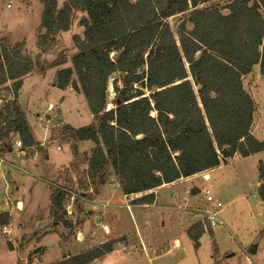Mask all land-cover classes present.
<instances>
[{
  "label": "trees",
  "instance_id": "1",
  "mask_svg": "<svg viewBox=\"0 0 264 264\" xmlns=\"http://www.w3.org/2000/svg\"><path fill=\"white\" fill-rule=\"evenodd\" d=\"M216 1L39 0L43 33L35 59L23 53V42L0 39V146L10 152L15 136L20 152L34 149L46 155L19 105V92L24 78L40 70L42 55L55 56L61 35L70 31L77 14L82 38L73 39L76 51L68 59L60 53L50 68L62 67L54 86L83 96L94 124L73 128L61 123L50 141L69 147L70 169L86 166L75 179L78 189L90 187L97 193L112 175L130 205L151 206L154 190L162 186L207 174L235 155L248 158L264 152V140L251 133L255 106L242 84L255 66L264 76V0L211 5ZM206 4L210 6L198 10ZM188 13L176 37L169 20ZM114 75H119L113 82L114 107L107 109ZM80 143L93 145L89 154L79 153ZM67 189L55 182L49 199L50 219L69 231L61 236L64 241L76 236L77 227L67 218L66 199L75 196ZM260 194L264 200V192ZM0 221L2 225L9 219L1 214ZM205 233H211L207 222L186 231L194 248ZM119 246L133 244L123 236L53 264H96Z\"/></svg>",
  "mask_w": 264,
  "mask_h": 264
},
{
  "label": "rangeland",
  "instance_id": "2",
  "mask_svg": "<svg viewBox=\"0 0 264 264\" xmlns=\"http://www.w3.org/2000/svg\"><path fill=\"white\" fill-rule=\"evenodd\" d=\"M229 2L231 0H218L211 5L224 7ZM209 6H200L198 10ZM42 9L39 0H0V39L6 38L10 44L23 42V53L35 59L39 53L38 35L43 33L39 30ZM189 15L169 20L176 37L179 24ZM80 18L81 15L74 16L70 31L60 37L55 56L42 55L40 70L23 81L19 92V105L26 112L34 139L46 147V155L28 149L24 155L20 154V161L16 160L15 155L19 156L20 152L12 154L18 141L15 136H12L10 154L0 146V215L5 214L9 219L0 224V264H53L120 236L127 237L133 247L119 246L116 253L96 264H264V200L260 194L264 192V181L260 180V168L264 172V152L248 158L236 155L221 170L211 174L210 180H204L203 176L191 180L194 186L201 188L199 192L209 190L222 205L218 214L222 224L211 228L210 234L205 233L197 248L185 233L196 224L185 211L197 209L201 204L198 193L194 196L196 200H191L192 188L188 190L189 204L182 205L183 192L189 184L156 189L152 206L130 208L132 200L123 198L112 175L97 193L90 187L77 188L76 178L82 177L86 166L79 163L77 170L70 169L73 158L69 147L59 141L51 142L50 135L61 123L81 128L93 125L94 121L83 96L54 86L56 72L62 67L53 69L50 64L60 53L67 59L75 53L73 39L82 38V28L78 26ZM187 28L190 29V25ZM69 66L68 63L63 68ZM118 80L119 75L109 80L107 109L114 107L113 82ZM118 84L122 86L121 82ZM242 84L255 106L251 133L262 142L264 76L259 66L252 69ZM2 94L0 90V107ZM92 147L91 143H80L79 153L89 154ZM66 178L70 182L64 183ZM55 182L75 194L66 199V212L67 218L77 224L76 236L66 241L61 236H67L69 231L54 224L49 214L51 186ZM107 224L113 228V233ZM102 226L107 227L109 235ZM2 227L8 229L9 235L2 234ZM48 232L52 234L44 237ZM38 237H41L40 242ZM175 241L180 244L177 250L170 247ZM37 249L41 251L36 253Z\"/></svg>",
  "mask_w": 264,
  "mask_h": 264
},
{
  "label": "built area",
  "instance_id": "3",
  "mask_svg": "<svg viewBox=\"0 0 264 264\" xmlns=\"http://www.w3.org/2000/svg\"><path fill=\"white\" fill-rule=\"evenodd\" d=\"M15 147L19 150L21 149L22 145L19 140L15 143ZM57 150H60V148L58 147ZM21 153L23 154L24 152ZM187 195H190L189 191H187ZM198 198L201 202L200 206H198L197 209L192 208L186 210V214H188L191 219L193 218L195 223L207 222L211 228L222 224V221L218 219L219 211L222 208L220 201L214 199L213 196L210 195L209 190L198 192ZM101 228L108 234L107 227L102 226ZM1 231L2 234L9 235V231L6 227H2Z\"/></svg>",
  "mask_w": 264,
  "mask_h": 264
},
{
  "label": "crops",
  "instance_id": "4",
  "mask_svg": "<svg viewBox=\"0 0 264 264\" xmlns=\"http://www.w3.org/2000/svg\"><path fill=\"white\" fill-rule=\"evenodd\" d=\"M29 77V76H28ZM27 78V77H26ZM26 78H24V80L23 81H25V79ZM23 86V85H22ZM22 89V88H21ZM19 96H20V93H19ZM48 111H49V109H48ZM66 125V124H65ZM3 149V148H2ZM14 152H12V149H11V151L10 152H7L6 151V153H8V154H10L11 152H12V154H16V152H18L19 151V149H17L16 147H14ZM20 152V151H19ZM2 154V153H1ZM20 154H22L21 152L19 153V156L18 155H15V158H16V160H19L20 161V158H22L21 157V155ZM236 157V155L233 157V158H235ZM232 158V159H233ZM231 159V160H232ZM22 160V159H21ZM13 161V160H12ZM18 161V162H19ZM20 163V162H19ZM24 164H25V162H24ZM225 166V165H224ZM222 169V166L221 167H219V168H217V169H215V170H212V171H210V172H208L207 174H208V176H209V179L208 180H210L211 179V174H214L215 172H217L218 170H221ZM19 171H20V166H19ZM202 176H203V179L204 180H206L205 179V176H206V174H204V175H198V176H195V177H192V178H188V179H185V180H180V181H177V182H175V183H173V184H170V185H165V186H162V187H160V188H164V187H172V188H174V186H178L179 184H189L188 186H187V188H186V190H184V200H183V204L182 205H186V203H188L189 204V196L187 195V191L188 190H191L192 188H193V191H198V190H200L201 188H197V186H194V184L192 183V181L191 180H193V179H198V178H202ZM72 180H74V179H72ZM180 187V186H179ZM182 188H183V185H182ZM159 189V188H158ZM193 191H192V195H193ZM177 193V192H176ZM198 193V192H197ZM197 193H195L194 195H193V198L191 199V200H196L195 198L196 197H194ZM155 194V193H154ZM191 195V194H190ZM177 196L179 197V199H180V196H179V194L177 193ZM171 197L173 198V194H171ZM123 198L127 201V198L126 197H124L123 196ZM156 201V200H155ZM191 202H193V201H191ZM128 204V203H127ZM17 205H19L20 207H21V204H17ZM182 205H180L179 206V208L182 206ZM129 206V208L130 207H138V206H132V205H128ZM152 206V205H151ZM190 207V206H189ZM128 209V208H127ZM6 213V212H5ZM114 213V212H113ZM10 216V215H9ZM109 226V227H108ZM107 227H108V229H109V231L111 230V233H113V228L112 227H110V224H107ZM82 229H83V227H81L80 228V230L82 231ZM185 231H186V229H185ZM186 233V232H185ZM103 234H105V233H103ZM106 235V234H105ZM107 235H109V234H107ZM106 235V236H107ZM134 235H136V234H134ZM137 236V235H136ZM120 237H123V236H120ZM120 237H117V238H120ZM117 238H113V239H117ZM113 239H111V240H113ZM173 250H177V249H179L180 248V244L177 242V241H175L171 246H170ZM169 251V250H168Z\"/></svg>",
  "mask_w": 264,
  "mask_h": 264
},
{
  "label": "water",
  "instance_id": "5",
  "mask_svg": "<svg viewBox=\"0 0 264 264\" xmlns=\"http://www.w3.org/2000/svg\"><path fill=\"white\" fill-rule=\"evenodd\" d=\"M201 87L200 86H198V89H200ZM205 179L207 180V179H209V176L208 175H206L205 176Z\"/></svg>",
  "mask_w": 264,
  "mask_h": 264
}]
</instances>
